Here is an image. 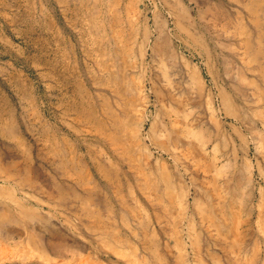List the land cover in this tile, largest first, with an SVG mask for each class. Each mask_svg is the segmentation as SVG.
<instances>
[{"label": "rangeland", "instance_id": "rangeland-1", "mask_svg": "<svg viewBox=\"0 0 264 264\" xmlns=\"http://www.w3.org/2000/svg\"><path fill=\"white\" fill-rule=\"evenodd\" d=\"M263 64L264 0H0V264H264Z\"/></svg>", "mask_w": 264, "mask_h": 264}, {"label": "bare ground", "instance_id": "bare-ground-1", "mask_svg": "<svg viewBox=\"0 0 264 264\" xmlns=\"http://www.w3.org/2000/svg\"><path fill=\"white\" fill-rule=\"evenodd\" d=\"M199 10V9H198ZM175 12V11H174ZM183 12H184V10H183ZM177 13V12H176ZM179 15V14H178ZM186 15H188V13L186 14ZM182 18V17H181ZM180 23V21H177V24L179 25V23ZM193 24V23H192ZM181 27L183 28V30L187 33V31L184 29V27L185 26H183L182 25V22H181ZM165 32V31H164ZM161 33V32H160ZM167 34V33H166ZM167 36V35H166ZM248 38V37H247ZM163 40H164V38H163ZM233 42H235V41H233ZM244 42V41H243ZM246 43V42H245ZM261 43V42H260ZM228 44V43H227ZM246 45H247V43H246ZM235 46V45H234ZM245 46V45H244ZM232 47V46H231ZM248 46H246V49H248L247 48ZM227 49H228V47H227ZM238 49V48H237ZM245 49V50H246ZM255 49V48H254ZM169 50L171 51V57H175L174 55H172V54H174V52H173V50H171V49H168V48H166V50H165V52L166 53H170L169 52ZM244 50V51H245ZM257 50V49H256ZM253 51V50H252ZM255 51V50H254ZM247 52V51H246ZM254 54V53H253ZM211 55V54H210ZM240 58V57H239ZM159 61H161V59L159 60ZM248 61V60H247ZM162 62V61H161ZM252 62V61H251ZM162 64H163V62H162ZM159 65V64H158ZM164 65V64H163ZM264 65V64H263ZM195 66V65H194ZM247 66V65H246ZM170 67V66H169ZM198 67V66H197ZM261 67V66H260ZM158 68H160V67H158ZM160 70H162V69H160ZM166 70H169V69H166ZM199 70V69H198ZM202 71V70H201ZM162 72V71H161ZM164 72V71H163ZM166 72V71H165ZM164 72V73H165ZM179 72V71H178ZM262 72V71H261ZM229 74V73H228ZM261 74V73H260ZM196 75V74H195ZM235 75V74H234ZM202 76V75H201ZM248 77V76H247ZM250 78V77H249ZM200 79V78H199ZM204 79H205V77H204ZM255 79V78H254ZM200 81V80H199ZM151 82V81H150ZM203 82V81H202ZM205 84V83H204ZM219 85V84H218ZM236 85V84H235ZM223 89H225V88H223ZM217 90V89H216ZM218 91V90H217ZM226 91H227V89H226ZM252 91V90H251ZM226 93H228V92H226ZM255 94V93H254ZM190 95V94H189ZM192 95V94H191ZM195 95V94H194ZM215 96H216V94H214ZM228 95H230V94H228ZM193 96V95H192ZM252 96H253V94H252ZM218 97H219V100H220V105L222 106V108H221V110H218V113L219 114H223L226 118H228V117H230V116H232L233 115V117L235 118V119H239L240 120V117H239V115L237 114V113H235V114H233V112L231 113V110H232V108H231V106L229 105V100H228V98H227V96L225 95V93L223 92V91H221L220 89H219V91H218ZM194 99H196V98H194ZM192 100V99H191ZM217 100V99H216ZM218 101V100H217ZM243 101V100H242ZM178 102H180V101H178ZM246 102V101H245ZM250 104V103H249ZM252 104V103H251ZM254 104V103H253ZM168 105H170V104H168ZM212 105H213V103H212ZM236 105V104H235ZM254 106V105H253ZM262 106H263V104H262ZM172 107V106H171ZM257 107V106H256ZM138 108V107H137ZM139 108H141V107H139ZM240 108V107H239ZM167 109V108H166ZM263 109V108H262ZM135 110H137V109H135ZM239 110V109H238ZM260 110V109H259ZM141 111V110H140ZM174 111V110H173ZM235 111H237V110H235ZM256 112H257V110H255ZM262 111H264V110H262ZM255 112V113H256ZM172 113V112H171ZM214 113V112H213ZM145 114V113H144ZM174 114V113H173ZM187 115V114H186ZM260 115V114H259ZM248 116V115H247ZM178 117V116H177ZM176 117V118H177ZM218 117V116H217ZM232 117V118H233ZM246 117V115L244 116V118ZM138 118V117H137ZM175 118V117H174ZM186 118H187V116H186ZM186 118L184 117V121L186 120ZM250 118V117H249ZM261 118H262V116H261ZM178 119V118H177ZM214 119V118H213ZM242 119V118H241ZM215 120H216V118H215ZM244 120V119H243ZM192 121V120H191ZM221 121V120H220ZM171 122V121H170ZM249 122V121H248ZM161 123V122H160ZM180 123H182V122H180ZM190 123V122H189ZM164 124V123H163ZM176 124H177V122H176ZM184 124H185V122H184ZM180 125V124H179ZM116 126V125H115ZM168 126V125H167ZM187 126V125H186ZM162 127V126H161ZM188 127H190V126H188ZM186 128L187 129V131H188V129L189 128ZM247 127V126H246ZM250 127V126H249ZM252 127V126H251ZM143 129V128H142ZM158 129H160V128H158ZM186 129H185V131H186ZM140 130V129H139ZM178 130V129H177ZM225 130V129H224ZM255 130V129H254ZM166 131V130H165ZM193 131V130H192ZM117 132V131H116ZM138 132H140V131H138ZM178 132V131H177ZM253 132H255V131H253ZM137 133V132H136ZM152 133H153V131H152ZM161 133V132H160ZM159 133V134H160ZM193 133V137L197 140V139H199L200 141H201V139H202V137H201V134H202V132L201 131H195V132H192ZM112 134H114V133H112ZM128 134H130V133H128ZM128 134H126L127 136H128ZM155 134V133H154ZM162 134V133H161ZM125 135V134H124ZM167 135H169V133L167 134ZM260 135V134H259ZM259 135H257V136H259ZM110 136V135H109ZM117 136V135H116ZM162 136V135H161ZM114 138H115V136H113ZM113 137H111V138H113ZM152 137H154L153 136V134H152ZM158 138H160V136H157ZM176 137V136H175ZM174 137V138H175ZM117 138H119V137H117ZM178 138V137H177ZM176 138V139H177ZM226 138V137H225ZM160 139H163V138H160ZM175 139V140H176ZM260 139V138H259ZM114 140V139H113ZM112 140V141H113ZM127 140V139H126ZM174 140V141H175ZM203 140V139H202ZM261 140H262V137H261ZM115 141V140H114ZM114 141H113V143H114ZM173 141V140H172ZM121 142V141H120ZM123 142V141H122ZM163 142V141H162ZM129 143V142H128ZM189 143V142H188ZM120 143H118V145H119ZM160 144V146H161V143H159ZM192 144V143H191ZM214 144V143H213ZM129 145V144H128ZM206 140H204L203 142H201V144H200V146H199V156L201 157V156H206L205 154H207L208 153V149H209V147L207 148L206 147ZM212 145V144H211ZM112 146V145H111ZM113 146H115V145H113ZM112 146V147H113ZM163 146V145H162ZM166 145H164V147H165ZM170 146V145H169ZM187 146V145H186ZM189 146H191V145H189ZM116 147V146H115ZM117 147H120V146H117ZM124 148H125V145L123 146ZM170 147H172V146H170ZM188 147V146H187ZM126 148H127V146H126ZM213 148H215V147H213ZM130 149V148H129ZM129 149H127V150H129ZM173 149V148H172ZM177 149V148H176ZM212 151H216L215 149L214 150H212ZM215 153V152H214ZM211 155V154H210ZM212 156V155H211ZM213 157V156H212ZM214 158H216V155L214 154ZM213 158V159H214ZM218 159V158H217ZM222 159V158H221ZM225 160V159H224ZM214 161H215V159H214ZM222 162V161H221ZM228 161H226V163H227ZM222 165H223V163H222ZM227 165H228V163H227ZM234 166H236L235 165V163L233 164V167ZM220 167V165L218 166V168ZM224 168H225V166H223ZM227 167H230L231 168V166H227ZM208 168H210V167H208ZM216 168H217V166H216ZM223 169V168H222ZM209 170V169H208ZM225 170V169H224ZM203 172H207V170L206 169H203ZM209 173V172H208ZM221 174V173H220ZM220 174H218V175H220ZM218 175H216V176H218ZM248 175H249V173H248ZM216 178V177H215ZM213 179L214 178H212V181H213ZM206 181V180H205ZM225 181V183H228L229 182V179L227 178L226 180H224ZM211 183V182H210ZM213 184H214V182H212ZM215 183H216V181H215ZM232 183V182H231ZM213 184L211 185V186H213ZM220 184V183H219ZM218 185V184H217ZM216 184L214 185V189H215V187L217 186ZM220 185H222V183L220 184ZM206 186V185H205ZM210 186V185H209ZM217 189V188H216ZM223 189V188H222ZM206 190V189H205ZM233 191H234V189H233ZM236 191V190H235ZM207 192V191H206ZM210 192V191H209ZM212 192H214V191H212ZM215 193H216V191H215ZM207 194H209L208 192H207ZM223 194V193H222ZM226 194V193H225ZM247 194V193H246ZM207 196V195H206ZM216 196V195H215ZM246 196V195H245ZM210 197V196H209ZM220 197V196H219ZM231 197V196H230ZM212 198V197H211ZM215 198V197H214ZM222 198V197H221ZM220 198H218V200H219ZM211 201V200H210ZM223 201H225V200H223ZM17 202H19V201H17ZM221 203H223V202H221ZM226 203V202H225ZM19 204V203H18ZM20 206H21V203L19 204ZM216 206V205H215ZM217 206H218V203H217ZM22 207H24V206H22ZM26 207V206H25ZM24 207V208H25ZM220 207V206H219ZM223 207H225V206H223ZM228 207V206H227ZM1 208V207H0ZM19 208V207H18ZM21 208V207H20ZM27 208V207H26ZM71 208V207H70ZM35 209V208H34ZM202 209V208H201ZM201 209H200V211H201ZM21 210H22V208H21ZM228 210H229V208H228ZM203 211H205V210H203L202 209V212ZM2 212V211H1ZM209 212V211H208ZM19 213V212H18ZM25 213V212H24ZM201 213V212H200ZM4 214V213H3ZM22 214V213H21ZM20 214V215H21ZM30 214V213H29ZM212 214V213H211ZM251 214V213H250ZM6 215H8V214H6ZM10 215V214H9ZM33 215V214H32ZM208 215H210V214H207V216ZM230 215H232V214H230ZM30 216V215H29ZM29 216H27L28 218H30ZM26 217V218H27ZM12 218V217H11ZM11 218H7V219H4L3 217H2V215L0 214V237H1V239L3 240V241H6V242H8V241H11L12 239H14L15 237H16V235L18 234H13V232H15L13 229H11V227L8 225V223L10 224L12 221L14 222V220H12ZM14 218V217H13ZM33 218V217H32ZM52 218V217H51ZM16 220V219H15ZM43 220V219H42ZM38 221V220H37ZM206 221V220H205ZM212 221V220H211ZM12 222V223H13ZM210 222V221H209ZM209 222H208V224H209ZM15 223V222H14ZM18 223V222H17ZM54 223V222H53ZM212 223V222H211ZM247 224L249 223V222H246ZM17 225V224H16ZM211 225V224H210ZM18 226V225H17ZM239 226V225H238ZM237 226V227H238ZM235 227V226H234ZM237 227H235L234 229H237ZM209 228V227H208ZM57 229V228H56ZM59 229V228H58ZM60 230V229H59ZM217 230V229H216ZM63 231V230H62ZM239 231V230H238ZM64 232V231H63ZM212 232V231H211ZM41 234V233H40ZM207 234H209V233H207ZM67 235V234H66ZM48 236V235H47ZM71 236V235H70ZM68 237V236H67ZM214 237H215V235H214ZM68 238H70V237H68ZM72 238V237H71ZM211 241V240H210ZM40 242L43 244V246L44 247H47V246H50V247H56V244H61V246H64L65 245V239H62V238H58V237H56V236H54V235H52V234H50L48 237H46L45 235L44 236H42L41 237V239H40ZM68 244V243H67ZM201 244V243H200ZM205 245V244H204ZM70 246V245H69ZM200 248V247H199ZM198 248V249H199ZM65 250V249H64ZM74 251H75V249H74ZM73 251V248L72 249H70V250H68V249H66V251H63L61 254H64V255H67L66 253L67 252H74ZM77 252V251H76ZM74 254V253H73ZM232 254L234 255V253L232 252ZM237 261V260H236ZM238 262V261H237Z\"/></svg>", "mask_w": 264, "mask_h": 264}]
</instances>
